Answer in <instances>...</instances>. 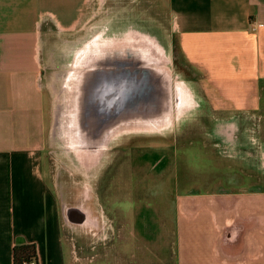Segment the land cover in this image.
<instances>
[{"label":"crops","instance_id":"obj_1","mask_svg":"<svg viewBox=\"0 0 264 264\" xmlns=\"http://www.w3.org/2000/svg\"><path fill=\"white\" fill-rule=\"evenodd\" d=\"M168 2L192 79L212 89L220 109L264 117V0ZM87 7V0H0V264H14V247L24 244L37 246L39 264H100L101 258L90 263L76 254L68 235L100 229L98 210L85 207L84 219L68 218L43 154L48 99L40 38L76 31ZM236 130L226 126L228 133ZM263 131L264 125L255 128L250 142L241 134L238 145L244 169L260 185L244 188L238 203L217 199L179 209L178 264H264Z\"/></svg>","mask_w":264,"mask_h":264},{"label":"rangeland","instance_id":"obj_2","mask_svg":"<svg viewBox=\"0 0 264 264\" xmlns=\"http://www.w3.org/2000/svg\"><path fill=\"white\" fill-rule=\"evenodd\" d=\"M169 2L171 5V0ZM87 5L88 14L76 31L59 33L52 30L40 38L41 85L48 99V127L43 150L45 169L53 178L60 205L68 202L72 208L82 206L77 201L78 190L89 188L91 194L93 192L91 199H94L92 210L96 214L99 212L103 222L96 232L78 235L76 228L75 233H68L70 243L75 246L76 254L86 256L90 263L96 257L101 258L100 264H178L176 225L180 221L182 206L213 203L217 199L222 203H238L244 188L250 184L260 185L258 178L244 169L238 154L244 147L238 145L239 129L246 130V138L242 140L241 137V141H253L255 128L264 125V117L248 113L234 115L232 111L220 109L222 100L217 99L212 89L192 79V68L180 51L175 20L164 0H87ZM116 14L120 19L124 18L119 21L120 25L130 22L134 27L136 23L140 24L141 29L152 35V40L163 46L174 75L185 81L194 95L193 110H198V117L192 115V120L178 125L166 135L135 131L119 142L115 137L107 145L102 161L87 168L68 141L69 90L61 123L62 136L58 131L56 133L60 102L56 91H60L61 84L55 81L56 69L51 53L54 48H61L64 42L82 38L92 27H109L108 23ZM206 118L214 124L210 131L199 128L200 121H206ZM201 125L203 127V123ZM222 125L224 128L237 126V130L233 133L225 130V134H221ZM203 131L207 136L201 135ZM191 142L195 144L191 145ZM177 163H181L177 175L182 184L176 194L166 191L162 181L169 174L168 168L171 165L176 167ZM218 166L226 167V187ZM121 167L127 172L124 178ZM118 170L121 172L116 179ZM196 179L199 185L193 183ZM154 205L163 206L160 215L154 211L158 209ZM191 214L184 212L185 218ZM158 216L163 220L160 221Z\"/></svg>","mask_w":264,"mask_h":264},{"label":"water","instance_id":"obj_3","mask_svg":"<svg viewBox=\"0 0 264 264\" xmlns=\"http://www.w3.org/2000/svg\"><path fill=\"white\" fill-rule=\"evenodd\" d=\"M120 20L115 17L109 27L92 34L86 48L74 54L67 76L73 81L68 89V141L87 168L102 161L119 134L162 130L188 106L191 89L174 75L163 46L140 24L120 25Z\"/></svg>","mask_w":264,"mask_h":264},{"label":"bare ground","instance_id":"obj_4","mask_svg":"<svg viewBox=\"0 0 264 264\" xmlns=\"http://www.w3.org/2000/svg\"><path fill=\"white\" fill-rule=\"evenodd\" d=\"M114 17H118V20L120 19L119 14L114 15ZM128 18H130V17H126V19H128ZM100 27H94V28L92 27L88 30L86 35L83 36L82 38H78L74 42H64L61 44V48H54L52 50V53H51L52 54V62H53L54 68L56 69L55 81L57 83L61 84L60 91H59V89L56 91L58 97L60 98L59 106L57 109L58 111H57L56 133L58 131V135L60 137L62 136L61 135L62 134V126H61L62 124L61 123L63 121V114L65 113V108H66V104H67L68 89L73 85V81H71V80L69 81V78H67V79H65V78L69 74V71L71 68V62L74 59V54L76 53V51L79 55L80 52L86 48V46H84L85 43L88 41V39H90L92 37L93 33L97 32L100 29ZM82 47H83V49L79 50ZM78 50H79V52H78ZM78 55H77V57H78ZM74 66H75V64H74ZM187 92H188V106L184 109V112L180 116L175 117L170 126L163 127V129L159 130V131H155L158 129H153L154 132H160V134L162 133V135H166V134L170 133L172 129H175L178 125L186 124L189 120H192L195 116L198 117V115H197L198 110H193L195 107V104L192 101V98L194 95H192L190 93L191 91L189 92L188 89H187ZM223 126L225 127V125H222V127H220V130H219L221 132V134H223V133L225 134L226 128H224ZM239 130L242 131V129H239ZM134 132L135 131H129V134H122V135L119 134V136L116 137V140H118V142H119L120 140L123 139V137L125 135H131ZM140 132L144 133L142 130H140ZM126 133H128V132H126ZM243 133L244 132L242 131L241 134H243ZM117 134L118 133H116V135ZM63 141H65V140H63ZM72 148H73V146H72ZM68 150H70V149H68ZM71 161H72V159H71ZM92 194H93V192H92ZM92 194H91V190L89 188L85 187L84 190L80 189V190H78L77 201H78V203L81 202L80 204L82 206L72 208L71 206H69V204H67L68 203L67 202V203L63 204V207L65 208V210L67 212L72 211V210H76L79 213L82 211L81 209L87 208L89 210V212L92 214V211H93L92 210V208H93L92 207V205H93L92 200H94V199H91ZM62 197L65 201L66 196L64 193H63ZM68 215H69V212H68ZM68 218L71 219L70 217H68Z\"/></svg>","mask_w":264,"mask_h":264},{"label":"flooded vegetation","instance_id":"obj_5","mask_svg":"<svg viewBox=\"0 0 264 264\" xmlns=\"http://www.w3.org/2000/svg\"><path fill=\"white\" fill-rule=\"evenodd\" d=\"M100 30H102V27H101V29ZM207 119V118H206ZM201 123H199V128H200V130H207V131H210L211 130V128L212 127H214V124H210L209 123V120L207 119L206 121H205V119L204 120H201L200 121ZM204 122H207V123H204ZM203 123V127H202V124ZM131 125H124L123 127H122V130H125V129H128L129 127H130ZM201 135H204V136H207V133H206V131L204 132H202L201 133ZM110 143V141H108L107 142V144H109ZM205 143V142H204ZM193 144H195V142H191V145H193ZM203 146V145H202ZM204 146H207L206 144L204 145ZM180 166H181V163L178 165V163L176 164V167H177V170H176V167L175 166H172L171 165V167H169L168 169H169V174H167V176L163 179V184H164V189L166 190V191H173V192H175L176 194H177V190H178V186L180 185V184H182V182L181 183H179V176L177 175V173H178V169L180 168ZM226 166V165H225ZM219 167V172H221V173H223V184L225 185L224 187H226V175H225V170H226V167H220V166H218ZM121 171H122V173H123V178L126 176V173L127 172H124V170H122V167H121ZM120 171V172H121ZM119 170H118V173L116 174V179L118 178V176L120 175L119 173ZM119 179V178H118ZM193 181V180H192ZM198 179H196L193 183H195V184H198L199 185V183H198ZM192 183V182H191ZM118 184H119V182H118ZM155 207H163V206H161V205H154ZM69 212V216H70V218L71 219H84L85 217H84V215L82 214V213H79L78 211H76V210H72V211H68ZM84 217V218H83Z\"/></svg>","mask_w":264,"mask_h":264},{"label":"trees","instance_id":"obj_6","mask_svg":"<svg viewBox=\"0 0 264 264\" xmlns=\"http://www.w3.org/2000/svg\"><path fill=\"white\" fill-rule=\"evenodd\" d=\"M14 264H30L38 259L37 246L35 244L16 245L14 247Z\"/></svg>","mask_w":264,"mask_h":264},{"label":"built area","instance_id":"obj_7","mask_svg":"<svg viewBox=\"0 0 264 264\" xmlns=\"http://www.w3.org/2000/svg\"><path fill=\"white\" fill-rule=\"evenodd\" d=\"M30 264H39L38 259H34Z\"/></svg>","mask_w":264,"mask_h":264}]
</instances>
